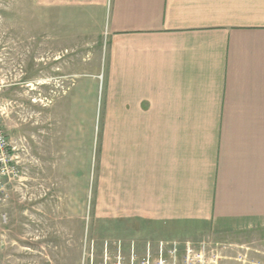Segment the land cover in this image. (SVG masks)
Listing matches in <instances>:
<instances>
[{
	"label": "crops",
	"instance_id": "obj_1",
	"mask_svg": "<svg viewBox=\"0 0 264 264\" xmlns=\"http://www.w3.org/2000/svg\"><path fill=\"white\" fill-rule=\"evenodd\" d=\"M55 5L106 37L103 122L114 128L99 187L121 234L224 238L237 257L221 260L264 264V0ZM246 235L261 239L245 262Z\"/></svg>",
	"mask_w": 264,
	"mask_h": 264
},
{
	"label": "rangeland",
	"instance_id": "obj_2",
	"mask_svg": "<svg viewBox=\"0 0 264 264\" xmlns=\"http://www.w3.org/2000/svg\"><path fill=\"white\" fill-rule=\"evenodd\" d=\"M85 17L63 15L55 0H0V107L8 136L29 150L26 180L0 208V264H128L132 248L142 258L178 242L125 237L118 206L115 220L102 203L114 128L103 122L106 37ZM256 238L241 237V261L253 258ZM211 240L209 252L237 257V248L222 253L226 239Z\"/></svg>",
	"mask_w": 264,
	"mask_h": 264
},
{
	"label": "built area",
	"instance_id": "obj_3",
	"mask_svg": "<svg viewBox=\"0 0 264 264\" xmlns=\"http://www.w3.org/2000/svg\"><path fill=\"white\" fill-rule=\"evenodd\" d=\"M5 115L6 111L0 107V208L8 198L10 187L26 180L29 168L25 158L29 152L26 140H13L8 136L3 122ZM217 251L209 252L206 243L160 242L155 251L148 247L142 258L132 248L128 264H179V253H183L181 264H219L222 257Z\"/></svg>",
	"mask_w": 264,
	"mask_h": 264
}]
</instances>
